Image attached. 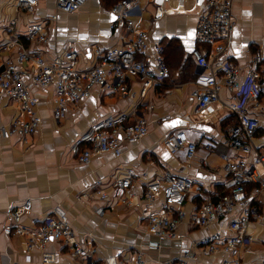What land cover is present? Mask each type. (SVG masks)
<instances>
[{
	"label": "crops",
	"instance_id": "obj_1",
	"mask_svg": "<svg viewBox=\"0 0 264 264\" xmlns=\"http://www.w3.org/2000/svg\"><path fill=\"white\" fill-rule=\"evenodd\" d=\"M119 1L91 0L81 11L64 14L57 11L53 0H38L35 14L30 15L18 12L17 0H0V46L19 40L32 52L48 58L75 49L81 69H90L98 62L97 47H122L132 39V34L122 27L111 29L115 23L112 8ZM138 1L130 21L134 25L141 24L151 40L166 45L177 42L182 53L181 66L169 70L166 85L155 88L144 100L140 96L142 85L135 78L126 82L129 95L93 87L91 96L79 106H72L61 123L53 118V90L31 89L39 101L40 130L28 141L0 134V264L40 263L39 252L26 251L24 237L3 234L6 213L28 200L32 201V211L22 218V227L38 228L43 219L60 206L68 213L80 245L87 247L93 243L97 248L95 261L98 263L107 257L126 262L141 257L146 264H179L182 261L187 264H264V194L258 202L262 217L249 229L253 243L231 255L203 256L200 252L199 242L206 236L222 231L225 237H230L227 221L209 229H199L193 224L192 215L207 199L231 188L230 176L223 170V156H234L227 145L226 125L236 117L223 106L231 102L234 94L222 88L216 117L200 122L192 93L210 71L198 67L192 58L191 53L198 46V19L192 0L184 9L176 0ZM160 6L164 16L154 20L152 14ZM54 16L56 21L52 19ZM233 17L236 26L227 55L229 61L244 76L252 55L259 54L264 69V0H235ZM36 23L46 26L47 46L29 45L25 40L28 28ZM16 56L17 49L3 52L0 69L4 61H15ZM171 56L174 57V53ZM121 114L128 115L130 122L145 117L150 124L149 135L141 143L125 147L120 158L103 154L93 157L88 164L81 163L76 152L81 138L105 117ZM18 116V105L11 98L0 96V127H7ZM167 116L170 119L161 123L160 120ZM259 118L260 129L253 142L256 149L264 148V115ZM178 131H184L190 141L198 144L193 161H187L185 150L175 155L165 151L164 141ZM167 168L194 183L185 205L188 216L179 228L180 238L174 241L160 240L149 234L145 221L146 184L160 180ZM130 173L129 190L120 192L112 188L116 181L125 179ZM100 179L111 200L82 198ZM120 196L134 206L119 205L117 198ZM48 251L56 255V264H82L69 257L68 249L59 243L51 244Z\"/></svg>",
	"mask_w": 264,
	"mask_h": 264
},
{
	"label": "built area",
	"instance_id": "obj_2",
	"mask_svg": "<svg viewBox=\"0 0 264 264\" xmlns=\"http://www.w3.org/2000/svg\"><path fill=\"white\" fill-rule=\"evenodd\" d=\"M58 12L74 14L83 9L91 0H53ZM168 2L169 0H164ZM184 9L190 0H176ZM197 14L196 43L192 58L198 67L210 74L198 82L192 97L196 100L195 114L200 122H208L216 117L222 88L232 91L234 96L223 107L236 117L227 129V145L234 156H223L224 172L231 177L230 192L207 199L192 215L193 224L199 229H209L221 221H227L230 237L217 231L199 242L203 256L220 253L231 255L241 247L254 242L249 233L250 226L261 219L258 202L264 194V148L256 149L253 142L260 129V115H264V69L263 58L253 54L244 76L240 69L229 61L227 55L236 26L233 17L235 0H192ZM138 0H121L112 8L115 23L111 29L124 28L132 34V39L122 47L96 49L97 64L81 69L79 53L70 49L67 53H55L49 58L39 52H32L25 43L16 40L0 46V55L10 49H17L15 61L8 59L0 69V96L11 98L20 111V116L7 127H0L3 137H17L28 141L41 128L42 118L38 113V99L32 88H51L54 92L53 118L61 123L67 118L72 106H79L91 96L93 87L110 91L127 92L129 78L139 80L140 93L144 100L157 87L166 85L169 69L163 53L161 41L151 40L149 32L141 24L130 21L132 12L138 7ZM38 0H17L16 9L25 14H35ZM164 16L163 8L156 7L152 18ZM56 21V16L52 17ZM29 45L47 46L49 37L46 26L41 23L31 25L25 35ZM243 77V78H242ZM167 116L160 120L164 123ZM150 133V124L145 117L129 121L125 114L110 115L95 125L81 138L76 147L81 163L88 164L93 157L112 154L120 158L127 146L141 143ZM165 151L175 155L185 150L187 161L196 158L198 144L190 141L187 133L178 131L171 134L163 144ZM250 161V162H249ZM193 181L179 176L167 168L164 176L146 184L144 202L147 207L145 221L149 234L160 240L174 241L180 238V226L188 214L185 210L188 195L193 189ZM132 185L131 173L116 181L112 188L125 192ZM253 186L252 189H249ZM97 198L109 202L111 196L103 180H97L94 188L82 198ZM118 204L133 207L127 198H117ZM32 201L6 213L3 234L7 237H24L26 251H37L41 255L39 264H56L54 253L48 251L53 243L68 249L69 257L82 264H146L141 257L132 262L107 257L99 263L95 261L97 248L90 243L80 245L68 213L56 206L35 229L21 226V220L32 211ZM137 207H140L139 205ZM99 214L102 210L98 211ZM179 264H187L182 261Z\"/></svg>",
	"mask_w": 264,
	"mask_h": 264
},
{
	"label": "trees",
	"instance_id": "obj_3",
	"mask_svg": "<svg viewBox=\"0 0 264 264\" xmlns=\"http://www.w3.org/2000/svg\"><path fill=\"white\" fill-rule=\"evenodd\" d=\"M164 45V59L165 62L168 66L169 70H175V68H179L181 66L180 62L182 59V53H181V49L178 46V43L175 41L169 42L167 45ZM174 53V57L171 56V54ZM178 62V63H177ZM236 121V120H235ZM235 121L233 119L228 120L226 127L228 128L231 124H234ZM230 181H231V177H230ZM253 186H250L249 189H252ZM230 192V189H228V191L223 192V194Z\"/></svg>",
	"mask_w": 264,
	"mask_h": 264
},
{
	"label": "rangeland",
	"instance_id": "obj_4",
	"mask_svg": "<svg viewBox=\"0 0 264 264\" xmlns=\"http://www.w3.org/2000/svg\"><path fill=\"white\" fill-rule=\"evenodd\" d=\"M103 3L108 2V0H101Z\"/></svg>",
	"mask_w": 264,
	"mask_h": 264
}]
</instances>
